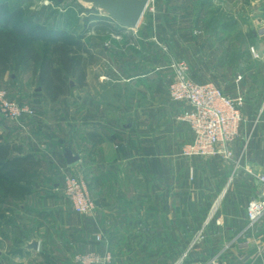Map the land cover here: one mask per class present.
Returning <instances> with one entry per match:
<instances>
[{"label": "crops", "instance_id": "1", "mask_svg": "<svg viewBox=\"0 0 264 264\" xmlns=\"http://www.w3.org/2000/svg\"><path fill=\"white\" fill-rule=\"evenodd\" d=\"M262 8L254 10L260 29ZM143 16L136 28L110 21L116 39L111 48L88 51L99 67L87 66L79 95L70 93L63 105L37 101V115L26 128L0 117L3 138L42 160V179L16 199L21 215L3 229L19 245L9 242V251L0 246V264H29L28 257L38 254L46 259L37 264H80L77 252L107 250L113 255L108 264H195L214 258L264 264V216L250 225L247 215L249 201L262 190L264 70L239 66L223 82L225 93L243 98L245 125L232 144L234 157L185 155L183 147L194 134L178 117L187 103L169 96L174 58L153 52L154 33L145 37L149 43L140 41ZM258 34L255 44L264 60V32ZM123 37L128 42L121 50ZM133 41L149 53L133 51ZM211 59L200 55L192 61L198 82L220 70ZM57 105L60 114L53 110ZM65 172L88 182L93 213L75 212L60 191L62 181L55 180ZM34 240L37 249L29 246Z\"/></svg>", "mask_w": 264, "mask_h": 264}, {"label": "rangeland", "instance_id": "2", "mask_svg": "<svg viewBox=\"0 0 264 264\" xmlns=\"http://www.w3.org/2000/svg\"><path fill=\"white\" fill-rule=\"evenodd\" d=\"M110 1L115 0H8V4L9 10L17 7L22 9L13 23L17 21L20 26L25 19L33 17L40 22L64 26L73 34V40L79 39L82 42V45L72 47L76 68L70 75L73 83L71 93L76 91L79 95L80 72L87 66L95 69L99 67V63L88 54V51L103 49V45L111 48L112 38L116 39L111 33L113 29H110L112 25L110 21L115 19L107 7ZM260 7L264 9V0H149L140 26V31L144 32L145 36L139 39L142 43H149L145 37L154 33L156 38L152 39L151 44V47L154 45L153 52L165 53L174 60H185L189 64L190 76L194 80L196 77L191 67L194 58L200 55L203 58H212L211 63L215 66L218 63L221 68L215 76L210 77V81L222 88L223 82L227 79L226 74H232L239 66L242 69L264 70V60L259 58L260 54L255 44L258 33L264 32V28L260 29L254 13V10ZM153 21L155 22L152 23ZM20 39L24 45L30 41L29 36H22ZM126 42L128 41L124 37L121 38L119 48L125 46ZM133 42L131 43L133 51H139L144 55L149 53ZM33 43L40 51H48L52 46L50 42L42 39ZM228 49L231 50V54L228 53ZM226 56L229 57L228 60L224 59ZM0 88L5 89L11 99L33 107L34 116L30 122L37 115L35 103L51 101L44 91H41L34 62L23 61L21 56L15 58L11 69L0 75ZM62 99L58 101L61 105L66 103ZM53 110L60 114L58 105ZM0 117L4 118L1 114ZM244 125L242 123L241 130ZM18 127L22 128L19 125ZM37 178L42 179L38 175L34 180ZM55 181L63 183L61 177H56ZM2 182L3 178L0 177V246L9 251L12 241L14 246L19 244H16L13 233L12 235L8 229L5 231L3 229L15 225L16 218L21 214L16 212V208L20 207L16 199L11 195H3ZM41 182L47 185L45 181ZM49 183L54 184L53 181ZM26 189L28 190L23 196L29 195L34 186L27 184ZM60 191L66 195L63 186L60 187ZM28 259L29 264H37L46 258L38 254Z\"/></svg>", "mask_w": 264, "mask_h": 264}, {"label": "built area", "instance_id": "3", "mask_svg": "<svg viewBox=\"0 0 264 264\" xmlns=\"http://www.w3.org/2000/svg\"><path fill=\"white\" fill-rule=\"evenodd\" d=\"M253 50V48H252ZM254 52V50H253ZM174 77L169 83V96L176 102H185L188 108L178 117L186 121L194 134L191 142L183 147L185 155H220L223 158L234 157L232 144L240 133L243 115L241 111L242 96L231 97L212 81L198 82L190 76L189 64L181 59L171 63ZM0 114L22 128H26L34 116V109L27 104H20L11 99L5 89L0 88ZM63 189L72 203L75 212L81 214L93 213L96 202L88 182L75 173H63ZM262 190L253 197L247 206L250 225L264 216V172L258 175ZM96 238H102L98 234ZM113 255L107 250L101 254L97 251L77 252L76 262L80 264H108ZM223 264L218 258L209 263Z\"/></svg>", "mask_w": 264, "mask_h": 264}, {"label": "trees", "instance_id": "4", "mask_svg": "<svg viewBox=\"0 0 264 264\" xmlns=\"http://www.w3.org/2000/svg\"><path fill=\"white\" fill-rule=\"evenodd\" d=\"M21 12L20 7L9 10L8 0H0V75L11 69L15 58L21 56L23 61L34 62L39 84L51 101L65 99L71 93L70 75L76 68L72 47L80 46L82 42L73 40V34L64 26L40 22L33 17L25 19L20 26L17 21L13 23ZM22 36L30 38L26 45L20 39ZM38 39L50 42L52 46L48 51H40L33 43ZM85 77L83 69L78 76L79 86ZM41 166L40 157L24 153L21 146L5 140L0 134V177L3 178L4 196L24 197L27 184H32Z\"/></svg>", "mask_w": 264, "mask_h": 264}, {"label": "water", "instance_id": "5", "mask_svg": "<svg viewBox=\"0 0 264 264\" xmlns=\"http://www.w3.org/2000/svg\"><path fill=\"white\" fill-rule=\"evenodd\" d=\"M149 0H115L110 1L107 7L122 25L126 27H136L145 13ZM70 156V153L67 154ZM78 159V156L75 157ZM30 247L37 249L38 241L34 240L29 244Z\"/></svg>", "mask_w": 264, "mask_h": 264}]
</instances>
